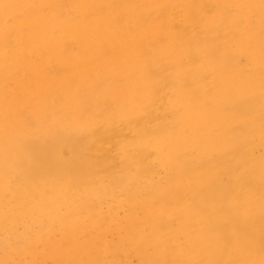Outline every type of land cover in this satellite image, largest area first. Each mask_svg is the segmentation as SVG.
<instances>
[{"label":"bare ground","instance_id":"6f19581e","mask_svg":"<svg viewBox=\"0 0 264 264\" xmlns=\"http://www.w3.org/2000/svg\"><path fill=\"white\" fill-rule=\"evenodd\" d=\"M69 1L0 0V155H8L0 191L7 210L24 216L17 222L7 212L0 264L126 263L102 230V205L111 208L112 226L131 233L130 253L153 256L148 264L185 238L177 249L189 264H259L264 0ZM80 22L93 26L98 44L108 32L109 47L94 49L83 33L100 70H89L83 90L64 99L61 89L40 84L60 71L52 39ZM141 42L156 49L136 52L124 98L108 96L116 80L102 63L110 43L117 54ZM61 47L72 51L69 40ZM16 66L35 81H17ZM116 137L128 144L109 162ZM229 236L225 247L235 254L220 248Z\"/></svg>","mask_w":264,"mask_h":264},{"label":"rangeland","instance_id":"374dc122","mask_svg":"<svg viewBox=\"0 0 264 264\" xmlns=\"http://www.w3.org/2000/svg\"><path fill=\"white\" fill-rule=\"evenodd\" d=\"M67 6H70V1L67 0ZM217 8H221V6L216 3ZM88 11V10H86ZM22 13H20L21 15ZM30 23L34 24L36 23L35 17L31 16L30 17ZM86 25V26H85ZM83 23H76L72 25L71 28L66 29L65 32L63 33L62 36L56 37V39L53 40V44H55L54 49L51 50V57L53 58L54 62L53 64H57L56 67L60 68L59 74L56 76L55 80H50L46 84L41 82L40 87L43 86H51L54 89H61L63 94L61 95L62 98L67 99L70 95V91L72 92H77L80 90H83L84 88V80L86 78V75L89 70H94L98 71L100 70L97 66L99 65V62L95 58H93L92 61L88 60L87 56V50L92 49L90 48V43L88 41H85V39L82 38L83 33H89L92 38H90V41L93 39L96 42V47L94 49L99 50L102 44H106L107 47H109V40H108V32L104 31V36L102 42L99 40V44L97 43V37H94L95 30L92 25L90 24H85ZM118 39H130L131 35L126 34V36L120 38L119 36L117 37ZM139 39L143 41L144 37L139 36ZM69 40L72 43V51H65L61 47V42ZM122 40L118 41V44H121ZM111 44V50L112 53L108 57H103L102 63H103V69H107L112 76H115L114 80V92L113 94H108V96H111L115 99H122L124 98V94H127L125 92L127 88L131 87V84L128 83V79L130 77H127L126 74L132 71V60L136 57V52L140 51H146L149 52L151 49H156V44H153L151 47H146L143 45L141 42L138 46L132 47L130 53H126L123 49V47H120L117 54L115 52V44ZM164 49L167 47V43L163 44ZM41 49L42 46H39ZM38 47H34V51L37 52L39 50ZM69 62V64H64ZM66 69H69L68 71H65ZM13 73L14 76L16 75V80L19 81L20 79L23 78V76H28V82L33 83L35 81V77L32 75L30 71H25L23 69L18 68L17 66L13 68ZM23 73V74H22ZM131 77L134 78V75ZM101 77L99 75H96V80L98 81V86H102L101 82ZM19 89V88H18ZM70 90V91H69ZM106 103L108 106H111V101L106 100ZM128 125V124H127ZM121 131V130H120ZM130 133V131H123L124 134ZM128 133V134H129ZM131 136V135H130ZM131 143V142H130ZM128 142L124 141L122 138H114L112 141L111 149L112 152L110 154V161H113V156L115 158H118V147L126 146ZM69 150L67 148H62L61 150V160L67 161L69 160ZM7 156H2L0 155V164H2ZM123 164H124V160ZM118 164V163H117ZM122 164V165H123ZM119 168H116L112 174L113 178L115 179V175L117 172H119ZM158 170H161L158 168ZM4 168L1 169L0 171V183L4 182L7 178H4ZM114 197L117 198L118 200L121 201L123 195L120 191H117V189L114 191ZM9 204L8 198H5L4 195L2 194V191H0V235L7 229L5 225L9 222L7 218V212L10 213L13 217V221L21 222L24 219V216L19 214L16 210L10 209L7 210V206ZM125 207L122 206L123 213H125ZM101 213L103 217V223H102V230H104L108 236V238H112L114 243L117 244L119 247L121 254L122 255H128V261L124 264H148V262H153L154 259L153 256H145V257H136L133 254L130 253L131 251V242L132 238L129 236L131 234L130 232L126 231L124 228L121 227H115L111 225V220L112 216L111 215V208H108L106 205H102L101 207ZM172 230H177L178 229V224L174 223L171 226ZM1 238V237H0ZM190 239L185 238L179 240L175 245H172L168 248L167 251L164 250L163 247H161V252L159 254V260L157 262H154L152 264H189L182 255L180 254V251L177 249L178 244L190 242ZM232 241L229 239L225 240V243L223 245H220V248L222 250H226L227 254H235V251L233 248H226V247H231L232 246ZM184 243V244H185ZM240 243H245V240L240 241ZM226 246V247H225ZM169 258H174L173 262H170ZM259 264H264V259L259 258L258 259Z\"/></svg>","mask_w":264,"mask_h":264}]
</instances>
